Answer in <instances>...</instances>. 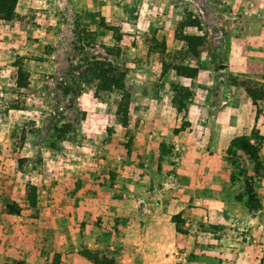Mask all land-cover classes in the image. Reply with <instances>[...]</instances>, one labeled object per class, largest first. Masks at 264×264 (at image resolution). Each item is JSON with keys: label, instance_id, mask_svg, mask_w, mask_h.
Here are the masks:
<instances>
[{"label": "rangeland", "instance_id": "obj_1", "mask_svg": "<svg viewBox=\"0 0 264 264\" xmlns=\"http://www.w3.org/2000/svg\"><path fill=\"white\" fill-rule=\"evenodd\" d=\"M190 16L199 30L181 27ZM262 29L264 0H18L0 20V264H94L92 253L117 264H264V100L251 99L246 133L216 118L233 91L264 89ZM184 33L204 37L197 56H186ZM240 39H257L247 73L235 64L245 47L230 59ZM102 45L119 47L125 113L121 92L96 83L74 101L61 92L72 64L107 55ZM178 63L197 75H177ZM172 83L184 87L180 105ZM55 124L69 130L58 137ZM240 135L262 136L258 175L243 152L209 150ZM214 179L229 187L228 214L198 202Z\"/></svg>", "mask_w": 264, "mask_h": 264}, {"label": "trees", "instance_id": "obj_2", "mask_svg": "<svg viewBox=\"0 0 264 264\" xmlns=\"http://www.w3.org/2000/svg\"><path fill=\"white\" fill-rule=\"evenodd\" d=\"M18 0H0V20H11L16 15V6ZM181 27H191L200 29V22L195 17H187L181 23ZM102 25V24H101ZM103 25L104 22H103ZM110 29V28H109ZM88 40H92L93 31L84 30ZM89 37V38H88ZM120 39L119 36L116 38ZM181 40L185 42L184 52L186 56H197L199 54V47L204 44L205 40L202 35L196 33H184L181 35ZM88 46L94 47V43L86 42ZM102 47L105 48L104 45ZM106 56L101 57H92V58H84L75 62L70 66L69 75L71 76V80L63 82L61 86V92L64 96H67L69 101H74L78 96L81 95L85 84L96 83L97 89L101 91H119L123 97V103L121 104L120 110L125 113L128 99V92L126 90L125 85V77L127 74L126 68L120 66L117 57L119 54H115L113 50H119V47L113 48H105ZM111 56V58H110ZM115 57V58H114ZM113 58V59H112ZM219 66L226 67L224 64H218ZM167 65L163 63L162 73L166 72ZM177 75L182 77H195L198 73V67L188 65V64H170V66ZM232 85L237 86V81H233ZM173 92H175V96L173 98L175 103L182 102L178 100V95L184 89V87L178 86L177 84H171ZM243 87V86H242ZM244 90L246 94L253 100H264V89H255L249 86H245ZM189 95V91H188ZM52 129L55 130L58 137H61L64 133L69 130L68 124H63L62 126H57L56 124L52 126ZM259 137V136H258ZM259 141L252 142L251 138L247 135H240L232 138L227 147V153L232 154L233 152L241 151L245 155L248 156L250 161L253 163V171L255 174H259L260 170L263 168L262 159L260 158V145L262 141V136L259 137ZM232 179V178H231ZM28 197L31 205H35L36 203V186L29 185L28 187ZM249 199L252 201L253 196H249ZM238 201H242V197L236 198ZM245 202V206L249 210L259 209L257 201ZM178 214L174 216L177 218ZM179 228L177 227V230ZM89 258L93 261L94 264H117L115 259L112 256L102 255L99 256L96 253H92L89 255ZM7 264V263H4Z\"/></svg>", "mask_w": 264, "mask_h": 264}, {"label": "crops", "instance_id": "obj_3", "mask_svg": "<svg viewBox=\"0 0 264 264\" xmlns=\"http://www.w3.org/2000/svg\"><path fill=\"white\" fill-rule=\"evenodd\" d=\"M252 34H254V33H252ZM253 36H256V35H253ZM262 40H264V36H263ZM246 42L247 43L245 45L244 40H241V39L239 40L238 46L233 48L234 50H232L230 52V55L232 54L230 56V59L237 60V57H239V61H242V59H243L242 55L244 53V50H242V48L245 47V51H246L247 55H245L244 63L243 64L235 63V64H236V67H238L237 70L239 72H246L247 73V71L249 69L253 68L254 65L256 67L258 66L256 64V62L255 63L253 61L248 62V60H247L248 58H250V55L252 54V53H250V51L252 50V48H254L253 45H256L257 39H255L253 42H250V40L248 39V40H246ZM248 44L250 46H248ZM233 53H234V56H233ZM263 65H264V63H263ZM252 109H253L252 100L245 92H240L239 95L237 96L235 91H233L232 96H231L230 105L228 104V105L224 106L223 109L218 111L216 118L217 119H220L223 117L226 118V123H227L226 125L227 126H223V127H225L226 132H227V130L237 131L240 128V130L238 131V134H243V133L247 132L246 127H244L243 125H245L244 123L247 121L249 116L252 117V119L249 123H251V125L254 124V118H253L254 112L252 111ZM231 139H232V136L228 137L227 141H225V143H223L221 145L218 143H214L209 147V150L213 151L214 153H216L218 151L225 150V148L230 143ZM224 174L225 173L223 170L221 173V177L224 178L225 177ZM262 178L263 179L261 180L262 181L261 183L264 185V176ZM213 183H214L213 192H198V195H197L198 202L205 205V206L209 203L210 207H212V209H214L215 212L217 211V212L228 214L230 212V208L233 207V205L226 199V195L228 193L226 191L229 187L225 188L221 185L220 190H219L218 180L214 179ZM232 188H233V186H232ZM259 192L264 193V186L260 188ZM225 193H226V195H225ZM186 196L189 197L190 194L187 193ZM262 197H264V196H262Z\"/></svg>", "mask_w": 264, "mask_h": 264}]
</instances>
